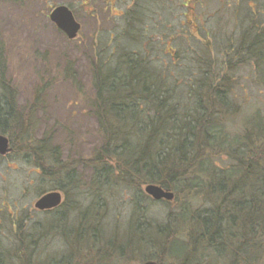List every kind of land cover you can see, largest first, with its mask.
Returning a JSON list of instances; mask_svg holds the SVG:
<instances>
[{
	"label": "rangeland",
	"instance_id": "374dc122",
	"mask_svg": "<svg viewBox=\"0 0 264 264\" xmlns=\"http://www.w3.org/2000/svg\"><path fill=\"white\" fill-rule=\"evenodd\" d=\"M64 4L72 7L81 24L75 39L50 20L52 10ZM235 8L244 12L245 19L236 17ZM252 10L255 17L248 15ZM261 12L264 0H0V80L6 78L14 87L20 116L13 120L20 126L6 135L12 150L0 155V255L11 258L8 264L16 263L17 252L23 255L26 245L35 264H143L148 259L179 264L164 251L156 229L166 226L173 238L182 239L191 230L188 217L180 214L182 208L190 205L188 211H203L212 209V203L183 191L174 192L173 201L155 202L144 192L145 185L138 191L116 181L100 188L101 198L96 197L97 186L89 182L92 168L72 165L79 157L88 163L100 147V123L92 111L96 98L92 60L106 61L111 54L117 58L123 50L141 53L163 77L168 76L174 87L170 92L176 93L184 108H190V84L207 69L211 77L222 71L234 78L230 79L233 98L240 113L230 118L228 129L238 132L243 117L255 110L264 112V87L256 82L252 66L232 62L236 59L229 53L249 23L262 22L264 29ZM136 13L144 19L137 25L141 32L136 26L138 36L123 40L128 19ZM135 31L131 29L130 35ZM208 46L210 58L205 54ZM51 133L53 144L62 149L61 159L69 162L64 167L74 172L72 184L77 189L64 194L67 206L41 211L34 204L53 180L41 174L32 151ZM224 159L218 162L222 168L230 163ZM49 168L59 171L56 166ZM87 209L96 212L102 223L101 238L115 237L114 252L99 253L96 248L101 242L91 240L87 246L78 237L79 216ZM49 225L57 226L46 229ZM128 243L132 250L121 251L119 247ZM203 254L207 264L229 263L216 258L212 250ZM254 264L264 261L259 257Z\"/></svg>",
	"mask_w": 264,
	"mask_h": 264
},
{
	"label": "trees",
	"instance_id": "16d2710c",
	"mask_svg": "<svg viewBox=\"0 0 264 264\" xmlns=\"http://www.w3.org/2000/svg\"><path fill=\"white\" fill-rule=\"evenodd\" d=\"M68 7L72 10L70 5ZM249 8L255 9L252 5ZM234 14L240 20L245 19L240 8H235ZM252 14L256 16L253 10L248 11V15ZM142 21L144 23L137 13L132 15L131 20L128 19V29L122 34L123 40H134L138 36L134 27L142 25ZM261 24L253 21L243 28L238 46L229 56L233 55L236 60L232 62L238 65L252 66L256 82L264 87V29ZM131 29L134 35H130ZM137 29L141 32L138 26ZM205 54L211 57L210 46ZM111 55L106 61L93 58L91 65L96 91L92 111L102 133L99 152L88 163L81 157L72 162L75 166L92 168L89 182L97 186L95 196L101 198L100 188L116 181L133 185L138 191L142 185L152 183L175 193L183 191L187 196L204 198L212 203V209L188 211L190 205H186L180 212L191 222L186 237L173 238V232L166 226L155 228L160 241L163 240L164 251L179 264H207L209 261L203 257L207 250H212L216 258L228 260V264H254L259 257L264 261V112L255 110L242 118L241 130L229 131L230 118L240 113V105L232 92V76L219 71L221 74L217 76L218 72L211 77V70H205L198 81L189 85L190 108H184L176 93L170 92L174 87L168 76L163 77L162 71L151 64L152 60L141 53L125 50L117 58ZM2 76L5 77L4 71ZM176 84L178 87L179 83ZM15 107V89L2 78L0 134L6 136L12 128L20 126L13 122L20 117ZM25 141L32 143L29 138ZM35 145L32 154L37 168L53 180L49 190L43 189L41 193L50 190H61L68 195L75 193L74 172L64 167L69 162L61 159L62 149L53 144V133ZM224 158L230 163L222 168L218 162ZM51 165L59 171L52 172ZM67 201L62 207L67 206ZM98 218L91 209L81 212L78 237L83 238L87 246L91 240L98 245L101 242L96 248L99 253L103 250L114 252L115 237L101 238L103 227ZM52 226L57 225H49L46 229ZM119 248L132 250L129 243ZM21 253L23 255L17 252L15 264H35L31 261L28 245ZM4 256L0 255V264H8L11 259ZM158 263L165 264L161 259Z\"/></svg>",
	"mask_w": 264,
	"mask_h": 264
},
{
	"label": "water",
	"instance_id": "95a60500",
	"mask_svg": "<svg viewBox=\"0 0 264 264\" xmlns=\"http://www.w3.org/2000/svg\"><path fill=\"white\" fill-rule=\"evenodd\" d=\"M50 20L69 39H75L81 29V24L76 20L73 11L67 5H59L50 13ZM12 150L8 137L0 134V155H6ZM144 192L155 201H173L175 194L170 189L157 184H146ZM62 202V194L59 191H50L42 196L34 204L35 208L41 211L57 207ZM143 264H160L154 260H147Z\"/></svg>",
	"mask_w": 264,
	"mask_h": 264
},
{
	"label": "flooded vegetation",
	"instance_id": "af4514ba",
	"mask_svg": "<svg viewBox=\"0 0 264 264\" xmlns=\"http://www.w3.org/2000/svg\"><path fill=\"white\" fill-rule=\"evenodd\" d=\"M56 191V190H55ZM61 194H63L62 195V202L57 206V207H54V208H59V207H62V205H63V203L66 201V198H65V196H64V193L63 192H61V191H59ZM54 208H52V209H49V210H47V211H51V210H54ZM161 264V263H160Z\"/></svg>",
	"mask_w": 264,
	"mask_h": 264
}]
</instances>
